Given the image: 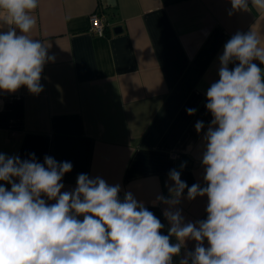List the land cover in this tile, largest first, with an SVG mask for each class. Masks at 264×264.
Masks as SVG:
<instances>
[{
    "label": "crops",
    "instance_id": "crops-1",
    "mask_svg": "<svg viewBox=\"0 0 264 264\" xmlns=\"http://www.w3.org/2000/svg\"><path fill=\"white\" fill-rule=\"evenodd\" d=\"M229 10L230 0H39L28 35L56 59L44 66L39 95L26 87L0 92V153L71 162L62 191H72L81 173L119 184L120 199L131 192L168 235V206L156 197H169L172 169L188 186H205L203 134L212 119L206 91L219 78L224 45L250 30L264 45V12ZM94 11L106 18L103 35L89 30ZM8 27L0 13V31ZM197 121L205 124L199 134ZM207 203L206 196L189 200L185 189L176 207L185 223H195L207 218ZM195 246L186 240L173 264Z\"/></svg>",
    "mask_w": 264,
    "mask_h": 264
},
{
    "label": "clouds",
    "instance_id": "clouds-1",
    "mask_svg": "<svg viewBox=\"0 0 264 264\" xmlns=\"http://www.w3.org/2000/svg\"><path fill=\"white\" fill-rule=\"evenodd\" d=\"M230 3L229 16L250 7L264 12V0ZM38 5L39 0H0L10 25L0 31V92L44 90V66L56 57L28 35ZM253 61L264 64L260 37L253 30L236 32L219 56L218 80L206 91L212 119L203 134L205 186H188L172 169L169 197H156L168 206V235L131 192L120 199L119 184L81 173L72 191H62L71 162L0 153V182L11 186L0 184V264H173L189 239L195 249L180 264H264V69ZM186 111L191 116L197 110ZM204 128L196 122L198 134ZM185 189L189 200L207 197L206 219L185 223L176 207Z\"/></svg>",
    "mask_w": 264,
    "mask_h": 264
},
{
    "label": "built area",
    "instance_id": "built-area-1",
    "mask_svg": "<svg viewBox=\"0 0 264 264\" xmlns=\"http://www.w3.org/2000/svg\"><path fill=\"white\" fill-rule=\"evenodd\" d=\"M90 27L89 30L97 35H103L105 30L106 18L103 14L98 12H92L89 16ZM172 157H176V154H172Z\"/></svg>",
    "mask_w": 264,
    "mask_h": 264
},
{
    "label": "water",
    "instance_id": "water-1",
    "mask_svg": "<svg viewBox=\"0 0 264 264\" xmlns=\"http://www.w3.org/2000/svg\"><path fill=\"white\" fill-rule=\"evenodd\" d=\"M117 30H120V29H117Z\"/></svg>",
    "mask_w": 264,
    "mask_h": 264
}]
</instances>
